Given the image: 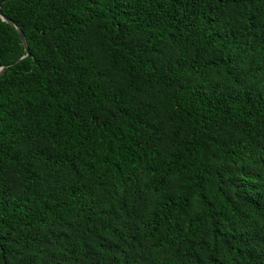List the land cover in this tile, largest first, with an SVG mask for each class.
I'll return each mask as SVG.
<instances>
[{"label":"trees","instance_id":"1","mask_svg":"<svg viewBox=\"0 0 264 264\" xmlns=\"http://www.w3.org/2000/svg\"><path fill=\"white\" fill-rule=\"evenodd\" d=\"M2 3L0 264H264V0Z\"/></svg>","mask_w":264,"mask_h":264},{"label":"water","instance_id":"2","mask_svg":"<svg viewBox=\"0 0 264 264\" xmlns=\"http://www.w3.org/2000/svg\"><path fill=\"white\" fill-rule=\"evenodd\" d=\"M9 1H11V0H9ZM2 7H3V3L0 4V18L2 19V21L6 22L10 26H12L14 29H16V31L18 32V34H19V36H20V38H21V40H22V42H23V44H24V46L26 48V51L29 52V48H28V45H27V40H26V37H25L23 31L20 29L19 26L16 25V23H14L13 21H11V20H9V19H7L6 17L3 16ZM27 56H29V54ZM18 63H19V61L14 63V64H12V66H15ZM8 68H9V66L2 67L0 69V77L4 76V74L6 73Z\"/></svg>","mask_w":264,"mask_h":264}]
</instances>
